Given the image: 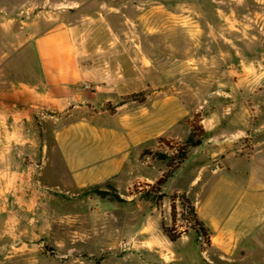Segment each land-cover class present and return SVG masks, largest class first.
<instances>
[{"label":"rangeland","instance_id":"374dc122","mask_svg":"<svg viewBox=\"0 0 264 264\" xmlns=\"http://www.w3.org/2000/svg\"><path fill=\"white\" fill-rule=\"evenodd\" d=\"M34 18L51 24L86 19L82 57H103V72L118 74L117 81L106 77L107 108L121 107L131 130L140 124L142 152L100 185L107 194H87L91 187H72L47 133L54 170L41 182L34 173L10 177V187L27 179L29 189L13 187L0 198V264H180L144 251L139 241L134 247L128 230L156 210L169 216L173 195L185 193L175 188L188 187L196 166L181 164L159 191L156 182L173 168L157 153L173 156L194 125H211L210 134L233 133L237 153L264 138V0H0V80L35 72L34 63H23L36 57L25 42ZM61 114L62 123L70 120ZM216 123L220 127L212 128ZM176 205V223L162 217L163 225L189 226L180 196ZM196 238L201 241L192 232L176 243L189 245V264H264V251L219 256L198 249Z\"/></svg>","mask_w":264,"mask_h":264},{"label":"crops","instance_id":"0c3cea01","mask_svg":"<svg viewBox=\"0 0 264 264\" xmlns=\"http://www.w3.org/2000/svg\"><path fill=\"white\" fill-rule=\"evenodd\" d=\"M42 20L34 18L26 27L25 42L33 47L36 57L33 61L24 58L23 63H34L35 72L22 80H0V198L13 187L28 188L27 179L10 187V177L34 173L41 182L49 170H54L47 133L52 135L70 183L77 189L105 184L125 171L132 155L137 152L140 157L142 152L140 124L131 130L123 121L125 116L121 118V107L113 113L107 108L112 99L106 77L114 76L117 81L118 74L103 72L99 66L103 57L87 61L82 57L87 48L83 35L86 19H62L57 24ZM2 70L0 67V74ZM121 76L124 79L125 75ZM137 77L140 79L141 74ZM61 113H69L70 120L62 123ZM216 127H220L218 123L212 125ZM204 128L207 136L181 166L190 161L196 166L188 187L175 188L190 197L198 217L210 230V243L196 238V246L201 251H216L219 256L231 251H264V138L253 148L237 153L232 146L233 133L210 134L211 125ZM168 208L169 216L156 210L144 223H134L128 233L134 247L139 241L144 251L157 253L169 262L189 264V245L176 243L194 230L190 225L180 226L184 232L177 240H170L162 223V217L172 222L171 205Z\"/></svg>","mask_w":264,"mask_h":264},{"label":"trees","instance_id":"16d2710c","mask_svg":"<svg viewBox=\"0 0 264 264\" xmlns=\"http://www.w3.org/2000/svg\"><path fill=\"white\" fill-rule=\"evenodd\" d=\"M206 135V130L203 125L196 124L193 126L192 131L190 132L189 136L187 137L186 141L176 149V152H174L170 156L167 153H157V157L159 160L168 162L167 165L169 168H173V171H168L167 173H164L158 181L156 182L157 190L161 191L162 186H164L169 178L173 175V172L176 168H179L181 164H183L190 155V149L192 147L198 146L202 143L203 138ZM172 157V158H171ZM170 159H172L170 162ZM87 194L90 193H99V194H107L106 191L101 190L100 185H95L91 188H89L87 191ZM161 196V194H159ZM181 197L183 199V211H182V219L183 221H189L190 222V228L194 230V232L199 236H203L204 241L207 243H210V230L205 225V223L198 217L196 208L190 199V197L186 193L173 195L172 203H171V216H172V223H176L177 221V215H180L178 213V207L176 205V199L178 197ZM179 228V227H178ZM173 229L171 227L163 225V229L170 240L175 241L177 240L182 232L179 229Z\"/></svg>","mask_w":264,"mask_h":264},{"label":"built area","instance_id":"2783aa9c","mask_svg":"<svg viewBox=\"0 0 264 264\" xmlns=\"http://www.w3.org/2000/svg\"><path fill=\"white\" fill-rule=\"evenodd\" d=\"M85 87H88V85H86ZM199 239H200L201 241H204V238H203V236H201V235H199Z\"/></svg>","mask_w":264,"mask_h":264},{"label":"bare ground","instance_id":"6f19581e","mask_svg":"<svg viewBox=\"0 0 264 264\" xmlns=\"http://www.w3.org/2000/svg\"><path fill=\"white\" fill-rule=\"evenodd\" d=\"M237 209V208H236Z\"/></svg>","mask_w":264,"mask_h":264}]
</instances>
